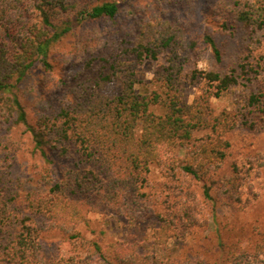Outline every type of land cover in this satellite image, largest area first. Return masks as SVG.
Returning a JSON list of instances; mask_svg holds the SVG:
<instances>
[{
	"label": "trees",
	"instance_id": "1",
	"mask_svg": "<svg viewBox=\"0 0 264 264\" xmlns=\"http://www.w3.org/2000/svg\"><path fill=\"white\" fill-rule=\"evenodd\" d=\"M126 2L0 0V146L9 148L11 131L23 126L32 151L50 169V179L42 190H27L21 180L0 194V264H180L170 254L147 250L132 234L101 245L99 238L85 240L77 228L92 212L121 216L129 229L152 219L153 244L164 250L169 240L194 233L199 222L194 214L197 205L215 204L213 187L207 181L226 159L230 141L225 133L238 123L240 112L216 113L198 98L186 102L181 83L184 68L175 58L160 73L158 90L142 89L144 80L136 78L126 62L115 61L83 86L78 97L73 95L55 108L42 106L35 122L28 120L18 89L29 70L36 64L50 69L49 55L57 41L73 34L85 21L114 18ZM238 3L237 20L253 33H264V0ZM155 33L153 26L144 25L128 53L136 60L156 58L161 47L171 46L174 34L163 37ZM204 42L215 62H220L222 52L214 38L205 34ZM246 47L242 61L228 72L213 67L193 69L190 79L202 78L215 97L236 84L241 75L250 80L264 68V51L256 45ZM114 78L120 81V90L113 95L102 92L101 83ZM245 103L244 108L253 114L251 121L259 120L264 126V78ZM155 107L162 112L154 111ZM196 132L203 134L197 136ZM154 163L171 180L182 174L188 181H201L197 199L195 190L185 193L180 189L178 193L168 183H164V196L152 192L148 176ZM231 169L224 178L236 185L239 167L233 164ZM4 173L1 169L0 178L14 183ZM228 189L226 201L233 204L238 196L233 198L231 185ZM190 195L192 200H186ZM205 221L204 216L198 226ZM45 229L59 231L69 245L68 252L45 254L49 245L40 236ZM219 244L221 254L215 262L198 259L191 264H264V233L251 247Z\"/></svg>",
	"mask_w": 264,
	"mask_h": 264
},
{
	"label": "rangeland",
	"instance_id": "2",
	"mask_svg": "<svg viewBox=\"0 0 264 264\" xmlns=\"http://www.w3.org/2000/svg\"><path fill=\"white\" fill-rule=\"evenodd\" d=\"M125 1L127 2L114 18L85 21L73 34L57 41L50 51V69L36 64L29 70L18 89L29 122H35L37 111L42 106L55 108L68 102L73 95L78 97L83 86L90 80H95L96 76L105 72L109 64L115 61L126 62L135 72L134 76L144 80L142 89L158 90L160 73L172 58L184 68L181 83L186 102L195 98L207 101L216 113L238 110L240 119L231 131L225 133L230 147L224 163L213 170L209 181L206 179L213 187L215 204L206 201L205 205H197L194 211L196 219L202 223L205 216L207 221L200 227L198 222L193 234L188 232L181 239L169 240L162 250L152 241V219L139 222L129 229L121 216L95 212L90 213L87 220L78 226V231L89 242L99 238L101 245L124 240L132 234L139 244L146 245L144 248L147 250H154L160 255L170 254L180 264H191L198 259L206 263L215 262L221 254L220 241L226 244L236 243L242 247L253 246L264 233V126L259 120L252 122L253 114L244 106L245 98L250 92L257 90L259 81L264 78V68L250 80L244 79L243 75L239 76L237 83L219 97L213 95V89L202 78L191 80L189 73L193 69L210 67L228 72L242 61V56L247 51L246 46L256 45L258 50L264 51V33H253L250 27L237 20L238 2L243 0ZM144 25L153 26L155 34L161 33L163 37L174 34V41L168 48L161 47L156 58L136 60L128 52ZM205 34L213 37L221 48L220 62H215L210 47L204 42ZM88 61H91L89 65ZM100 87L102 92L113 95L120 90L121 84L114 78L110 82L101 83ZM153 110L162 112L159 107ZM23 129V126L14 127L10 133L9 148L0 146V172L2 169L5 176L15 179L13 183L0 178V194L21 180L20 184L26 183L27 190H42L50 179L48 162L32 151L33 144L28 135L23 134ZM195 134L198 136L203 132ZM177 153V150L174 151V155ZM170 155L171 153L166 154ZM233 164L239 167L235 174L237 179L233 183L236 185L226 182L224 178L230 176ZM148 178L149 189L157 193V196H164L166 193L163 190L164 183L173 185L178 193L180 189H184L185 193L195 190V199L202 188L201 181H188L182 174L171 180L163 167L155 163L150 166ZM230 185L233 198L239 197L233 204L226 201ZM185 199L192 200L191 195ZM201 205L205 210L204 216L200 213ZM40 236L49 245L43 250L45 254L50 255L53 251L68 252L69 245L59 231L45 229L40 231Z\"/></svg>",
	"mask_w": 264,
	"mask_h": 264
}]
</instances>
